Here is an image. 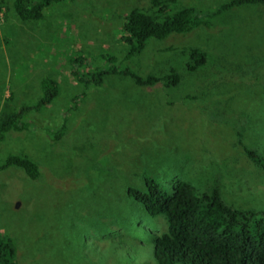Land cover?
<instances>
[{
  "label": "rangeland",
  "instance_id": "rangeland-1",
  "mask_svg": "<svg viewBox=\"0 0 264 264\" xmlns=\"http://www.w3.org/2000/svg\"><path fill=\"white\" fill-rule=\"evenodd\" d=\"M5 1L11 7L14 0ZM227 1L178 2L211 10ZM149 3L68 0L51 5L39 23L18 21L13 10L5 20L0 11V104L15 110L9 97L16 92L17 101L30 107L26 112L28 131L19 140L42 172L37 180L16 166L0 172V233L16 235L18 264H156L151 231L167 232L166 216L151 217L134 208L127 211L130 202L123 194L124 185L131 182L143 187L144 174L155 175L166 192L173 194V183L188 176L187 170L200 182L213 177L216 164L193 169L188 155L191 146L183 133L189 119H195L192 125L198 122L207 127L206 117L192 113L199 105L218 122L238 130L242 145L264 154V5L235 8L218 15L210 28L151 42L144 53L127 61L141 74L177 67L182 74L178 87L145 89L130 79L109 75L100 86L92 84L78 103L71 102L66 116L70 99L81 95L84 86L70 75L67 62L59 64L61 53L72 45L85 56L84 68H104L99 53L122 56L126 16ZM68 26L71 29L63 32ZM40 36L44 39L39 52ZM169 45L178 51L157 54L159 47ZM188 46L207 51L210 64L196 73L186 71L181 50ZM46 75L58 82L60 94L54 104L38 110L35 107L43 95ZM169 100L175 104L168 105ZM66 117L65 137L51 139ZM231 130L227 140L233 137ZM225 132L212 133L220 148ZM97 133L106 140H98ZM14 141L3 143L1 157L16 148ZM100 153L104 158L99 163L95 157ZM115 167L119 174L128 175L115 178L111 172ZM173 167L176 172L181 169L179 177ZM216 176H221L223 198L229 205L264 211V172L252 161L238 153L224 158ZM127 216L146 232L135 227L127 232L126 225H115L112 220ZM121 239L125 243L119 246Z\"/></svg>",
  "mask_w": 264,
  "mask_h": 264
},
{
  "label": "trees",
  "instance_id": "trees-1",
  "mask_svg": "<svg viewBox=\"0 0 264 264\" xmlns=\"http://www.w3.org/2000/svg\"><path fill=\"white\" fill-rule=\"evenodd\" d=\"M66 1L68 0H14L9 7L7 1L1 0L0 11L3 12L5 20L8 18L9 12L13 10L18 21L39 23V21H44L45 11L51 5ZM178 1L150 0L147 8L132 9L126 16V23L123 27L125 33L123 55L99 53V58L104 61V68L99 70V66L92 70L84 68L82 61L85 56L75 48H71L72 45L68 47L70 52L67 53V49L61 53L59 64L67 62L70 66V75L76 79L78 84L84 86L81 95L78 94L70 99V108L65 111L66 116L72 109L71 102L78 103L92 84L96 87L100 86L104 81L103 78L109 75L118 79H130L135 85L145 89L169 90L178 87L182 82V74L177 67H170L166 71L141 74L133 70L127 61L144 53L151 42L162 43L175 35H186L200 27L210 28L218 15L235 8L264 5V0H229L219 4L216 6L217 8L214 7L216 9L198 10L190 5L180 6ZM69 29L71 27L68 26L63 32H67ZM43 39L42 36L38 38L39 52ZM177 48L169 45L159 47L156 52L163 56L178 51ZM181 54L184 69L190 73H196L210 64L208 52L201 47L188 46L181 50ZM46 77L42 82L43 95L35 107L38 110L54 104L60 94L58 82L51 75H46ZM187 97L189 98V96ZM191 99L195 100V97L192 96ZM9 101L11 105H16L15 110L1 107L0 104V153L5 149L3 143L6 142L9 145L13 142V138L15 139L13 146L16 148L7 151L3 157L0 156V172L16 166L23 168L28 178L37 180L42 175L40 165L33 159L31 156L33 154L29 153V149L22 146L25 143H21L19 140V135L28 131L26 112L30 110V107L27 108V105L21 103L22 101H17L16 92L11 93ZM174 104V101H168V105L173 106ZM192 113L194 116L206 117L208 123H205L207 127L204 123L200 125L198 122L192 125L195 121L193 118L188 120L187 126L184 125L183 133L191 146L188 153L189 159L194 170L197 167L202 168V165L216 164L213 169L215 171L213 177L205 182H200L197 177H191L187 170L188 176L175 181L173 183L174 192L169 194L155 175L144 174L143 187L131 182L124 185L123 194L130 202L127 211L130 212L134 208V212L144 210L151 217L162 214L166 216L167 232L157 234L151 231L153 236L152 257L156 264H264V211L236 209L229 205L223 198L221 176H216V168H219L222 160L237 153L245 160L252 161L264 172V154L256 148L242 145L239 131L231 130L225 122H218V119L212 116L213 114L206 113L203 105L193 109ZM112 117L117 118L116 116ZM64 121L65 123L56 132H52L54 137L51 139L61 141L65 137L67 117ZM196 129L198 133H193ZM222 129L226 132L225 138L221 140L220 148L218 142L212 137V133ZM228 130L233 133L230 140H227L230 132ZM99 138L106 140L101 133H97V139L99 140ZM119 147L120 145H118ZM101 155L102 153L95 157L97 162L104 158ZM112 170L114 171H111L112 176L115 178L121 179L123 175H128L123 171L119 174L118 167ZM105 171L108 169L105 168ZM173 172L175 177H179L181 169L176 172V168L173 167ZM163 181L165 180L163 179ZM112 220L115 225H126L124 229L127 232L134 229L133 227L146 232V229L134 222L135 220H132L130 216L121 217L118 220L112 218ZM124 243V239L118 241L119 246ZM19 250L20 245L15 234L0 233V264H18Z\"/></svg>",
  "mask_w": 264,
  "mask_h": 264
}]
</instances>
